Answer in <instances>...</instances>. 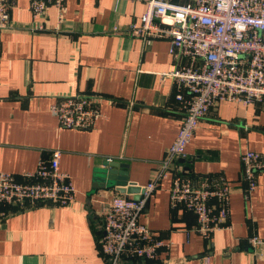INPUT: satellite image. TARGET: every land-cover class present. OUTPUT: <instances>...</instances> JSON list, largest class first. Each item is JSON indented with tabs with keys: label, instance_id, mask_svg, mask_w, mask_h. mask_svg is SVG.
Masks as SVG:
<instances>
[{
	"label": "crops",
	"instance_id": "0c3cea01",
	"mask_svg": "<svg viewBox=\"0 0 264 264\" xmlns=\"http://www.w3.org/2000/svg\"><path fill=\"white\" fill-rule=\"evenodd\" d=\"M15 2L11 17L21 28L0 35V170L26 180V173L59 149L76 198L68 206L23 209L0 202V264H107L99 248V211L121 192L95 186L96 172L117 161L128 165L118 167L127 171L128 182L144 186L174 142L183 114L171 75L176 61L170 41L113 32L114 26L141 23L146 8L141 0H66L61 15L50 8L44 31L27 28L36 20L30 0ZM70 93L101 96L103 117L93 128L59 125L51 105ZM247 149L264 156V100L219 102L201 119L174 168L228 179V226L209 239L196 232L195 214L170 205V174L141 215L169 246L157 259L124 264H264V255L247 244L252 234L264 237V172L247 196L241 161Z\"/></svg>",
	"mask_w": 264,
	"mask_h": 264
},
{
	"label": "built area",
	"instance_id": "2783aa9c",
	"mask_svg": "<svg viewBox=\"0 0 264 264\" xmlns=\"http://www.w3.org/2000/svg\"><path fill=\"white\" fill-rule=\"evenodd\" d=\"M146 8L141 23L113 32H128L147 42L160 38L170 41L175 68L171 75L180 91L182 121L174 142L158 162L139 198L115 194L100 208L103 230L99 248L107 264H124L135 259L154 260L169 245L141 220L152 192L172 174L170 205L184 207L196 216L194 230L209 239L215 230L227 227L232 186L223 174L194 176L189 168L175 169L184 158L196 129L219 102L252 104L264 100V0H141ZM66 0H30L36 18L31 31L49 30L46 20L51 7L61 15ZM15 0H0V35L21 28L11 12ZM183 60L186 62L182 63ZM98 94H62L51 105L62 128L89 130L103 117ZM62 151L53 150L49 159L19 180L12 172L0 170V202L20 209L40 204L68 206L76 198L71 176L60 166ZM112 161V160H111ZM245 194L257 186L264 172L263 154L247 149L241 153ZM175 169V170H174ZM247 244L255 254L264 255V237L252 234Z\"/></svg>",
	"mask_w": 264,
	"mask_h": 264
},
{
	"label": "water",
	"instance_id": "95a60500",
	"mask_svg": "<svg viewBox=\"0 0 264 264\" xmlns=\"http://www.w3.org/2000/svg\"><path fill=\"white\" fill-rule=\"evenodd\" d=\"M127 166V164L119 163L117 161H109L105 163L104 167L97 169L96 177L98 182L95 186H116V189L122 194H133L134 198H139L141 188L134 183L128 182L127 171L118 168H127Z\"/></svg>",
	"mask_w": 264,
	"mask_h": 264
}]
</instances>
